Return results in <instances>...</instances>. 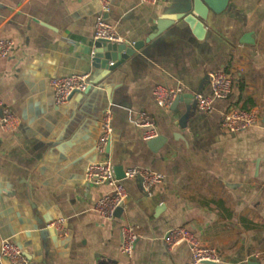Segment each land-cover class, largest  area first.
I'll return each mask as SVG.
<instances>
[{
    "label": "crops",
    "instance_id": "1",
    "mask_svg": "<svg viewBox=\"0 0 264 264\" xmlns=\"http://www.w3.org/2000/svg\"><path fill=\"white\" fill-rule=\"evenodd\" d=\"M186 5L111 0L107 20L133 44ZM99 15L97 0H0V40L15 43L9 57L0 56V97L19 119L15 132L0 128V249L5 240L16 242L29 264H122V228L133 226V264H193L187 244L172 252L164 241L170 228L185 226L218 250L220 264H248L251 257L264 264V124L238 133L222 126L232 108L264 118V0H230L204 21L203 39L176 21L89 93L57 106L51 79L104 77L91 61ZM216 71L230 74L233 88L210 114L193 101L164 109L154 98L159 85L183 88L186 97L211 96ZM108 109L115 116L107 155L114 167L164 177L149 194L139 179L123 180L128 199L113 220L94 210L111 187L85 175L100 159L95 145ZM143 112L163 141H144L136 125ZM58 219L65 220V239L49 227Z\"/></svg>",
    "mask_w": 264,
    "mask_h": 264
},
{
    "label": "built area",
    "instance_id": "2",
    "mask_svg": "<svg viewBox=\"0 0 264 264\" xmlns=\"http://www.w3.org/2000/svg\"><path fill=\"white\" fill-rule=\"evenodd\" d=\"M100 5V15L95 23L94 42L106 40L113 43H123L116 28L107 20L106 16L111 11V0H97ZM159 0H141L142 4L156 5ZM15 49V43L11 39L0 40V56L9 57ZM211 96L202 93H195L193 101L200 112L210 114L214 110L217 100L227 99L233 88V78L224 71H216L210 74ZM89 74L73 73L67 76L51 79L50 86L53 91L54 101L57 106L68 104L76 93L85 92L89 86ZM183 88H170L159 85L154 90V98L159 106L169 109L175 100L184 95ZM0 128L4 132H15L19 126V119L13 111L4 103L0 97ZM114 113L106 110L101 116L100 134L96 141L95 150L100 159L90 163L86 168V179L96 185L111 187V192L100 198L94 210L104 220L116 218L118 208L124 206L128 199V192L123 183L127 179H139L143 190L151 193L152 189L161 184L164 177L162 174L142 168H128L125 170V177L117 179L115 167L107 155L114 132ZM262 123V118L256 110L243 108H232L224 115L222 126L232 133L250 130ZM136 125L143 129V139L150 142L159 137L156 122L148 114L143 112L136 121ZM49 227L53 228L60 239L68 235L65 227V220L58 219L52 222ZM138 234L133 226L122 228L121 254L124 257L122 264H133L136 252ZM168 249L174 252L179 246L187 244L190 247L193 264H220L221 256L214 247L203 245L196 236L185 226L170 228L164 237ZM0 253L2 257L8 258L12 264H29L21 247L14 241L5 240L2 242Z\"/></svg>",
    "mask_w": 264,
    "mask_h": 264
},
{
    "label": "water",
    "instance_id": "3",
    "mask_svg": "<svg viewBox=\"0 0 264 264\" xmlns=\"http://www.w3.org/2000/svg\"><path fill=\"white\" fill-rule=\"evenodd\" d=\"M230 3V0H188V5H186L184 12L172 17H165L157 22V32L151 34L144 41L135 42L133 44L129 43H113L106 40H99L94 44V50L92 53V67L96 69H102L105 71L104 77L98 81L90 83L87 90L84 93H89L94 85L98 84L102 79L108 77L112 72L118 69L123 63L129 60L132 56L136 55L137 51H140L145 44L151 43L154 39L161 36L166 32L171 26L174 25L176 21H183L186 23L193 34L198 39H203L206 36V28L204 21H207L210 13L221 14L223 13ZM107 18V16H106ZM251 36H246V43H250ZM74 96V95H73ZM180 101L190 103L193 98L190 96L181 95L179 96L173 106L178 104ZM194 102V101H193ZM195 104V103H194ZM2 112L0 111V116ZM262 123L264 124V118H262ZM163 141V137H157L156 139L150 141V145ZM115 174L117 179L122 180L125 177V171L121 167L115 168ZM124 212V206L118 208L116 212V217H121ZM0 264H12L11 261L6 257L0 258ZM212 264V263H205ZM248 264H260V262L255 257H251Z\"/></svg>",
    "mask_w": 264,
    "mask_h": 264
}]
</instances>
